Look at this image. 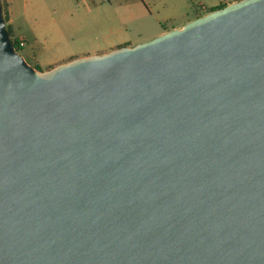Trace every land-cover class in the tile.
<instances>
[{
  "label": "water",
  "instance_id": "obj_1",
  "mask_svg": "<svg viewBox=\"0 0 264 264\" xmlns=\"http://www.w3.org/2000/svg\"><path fill=\"white\" fill-rule=\"evenodd\" d=\"M0 264H264V0L46 71L0 11Z\"/></svg>",
  "mask_w": 264,
  "mask_h": 264
},
{
  "label": "rangeland",
  "instance_id": "obj_2",
  "mask_svg": "<svg viewBox=\"0 0 264 264\" xmlns=\"http://www.w3.org/2000/svg\"><path fill=\"white\" fill-rule=\"evenodd\" d=\"M46 1L54 3L50 11L52 18L67 29L63 30L61 36L49 39L48 48L40 59V67L32 64L37 69H42L41 71L47 70L45 64L52 60L59 59V64L74 60L63 56L72 51L85 50L96 43V40L113 32H124L128 35L126 37L129 35L134 37L136 32L142 37L151 36L162 28L169 30L172 27H183L197 17L206 15L210 8L216 7L215 5L228 6L232 2H238V0H90L91 3H84L80 9H75L72 0ZM99 17L106 19L96 20ZM30 47L27 51L20 52L22 58L26 59L28 53L35 51L33 45Z\"/></svg>",
  "mask_w": 264,
  "mask_h": 264
},
{
  "label": "crops",
  "instance_id": "obj_3",
  "mask_svg": "<svg viewBox=\"0 0 264 264\" xmlns=\"http://www.w3.org/2000/svg\"><path fill=\"white\" fill-rule=\"evenodd\" d=\"M2 7V17L5 18V27H8L13 38H20L25 41V46L22 51L28 50L31 45L35 48L34 52L28 53L25 62L29 64H37L40 67V59L45 54L48 48L49 39H54L58 35L61 36L63 30L66 31V26H60L57 21L51 16L50 11L54 3H47L46 0H0ZM90 2V0H72L75 9H80L84 3ZM91 3V2H90ZM233 3V2H232ZM94 6V5H93ZM217 6V5H215ZM92 7V5H91ZM94 8V7H93ZM106 18L99 17L98 21H103ZM74 26V25H73ZM180 27H172L169 30L160 29L151 36L142 37L136 32V36L126 37V33L121 31L113 32L111 35L96 40L91 47L85 50H77L80 52H69L65 54L66 58L76 59L83 58L92 55H101L108 53L120 47H134L136 45L148 42L162 34L181 29ZM95 40H93L94 42ZM44 46H43V44ZM54 41H52V44ZM31 49V47H30ZM60 60H52L46 63L47 70L59 65ZM71 61V60H70ZM51 67V68H50ZM49 68V69H48ZM42 70V69H38ZM46 71V70H45Z\"/></svg>",
  "mask_w": 264,
  "mask_h": 264
},
{
  "label": "trees",
  "instance_id": "obj_4",
  "mask_svg": "<svg viewBox=\"0 0 264 264\" xmlns=\"http://www.w3.org/2000/svg\"><path fill=\"white\" fill-rule=\"evenodd\" d=\"M238 1H241V0H238ZM0 3H1V1H0ZM224 7H226V6H225V5H219V6H216V7L210 8L206 14L211 13V12H214V11H217V10H220V9H222V8H224ZM197 18H200V17H197ZM197 18H196V19H197ZM4 21H5V18H4ZM5 28H6L7 32H8V34H9L10 40H11V42H12V44H13L15 50H16L17 52L20 53V52L22 51V48H19L18 45H17V43L15 42V40L12 39L13 36L11 35V32L9 31L8 27H5ZM26 63H27V62H26ZM27 64H28V63H27ZM28 65H29V64H28ZM32 68L35 69V70H37V71H40V70H38L36 67H32Z\"/></svg>",
  "mask_w": 264,
  "mask_h": 264
},
{
  "label": "built area",
  "instance_id": "obj_5",
  "mask_svg": "<svg viewBox=\"0 0 264 264\" xmlns=\"http://www.w3.org/2000/svg\"><path fill=\"white\" fill-rule=\"evenodd\" d=\"M12 39L15 40L19 48H23L25 46V41L23 39L20 38H12Z\"/></svg>",
  "mask_w": 264,
  "mask_h": 264
},
{
  "label": "flooded vegetation",
  "instance_id": "obj_6",
  "mask_svg": "<svg viewBox=\"0 0 264 264\" xmlns=\"http://www.w3.org/2000/svg\"><path fill=\"white\" fill-rule=\"evenodd\" d=\"M0 11H1V14H2V7H1V3H0Z\"/></svg>",
  "mask_w": 264,
  "mask_h": 264
}]
</instances>
